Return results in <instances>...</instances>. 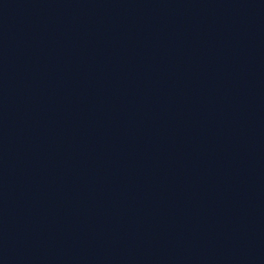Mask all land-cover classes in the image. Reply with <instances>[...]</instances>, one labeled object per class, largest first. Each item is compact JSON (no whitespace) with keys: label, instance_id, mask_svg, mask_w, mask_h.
Instances as JSON below:
<instances>
[{"label":"water","instance_id":"95a60500","mask_svg":"<svg viewBox=\"0 0 264 264\" xmlns=\"http://www.w3.org/2000/svg\"><path fill=\"white\" fill-rule=\"evenodd\" d=\"M0 264H264V0H0Z\"/></svg>","mask_w":264,"mask_h":264}]
</instances>
